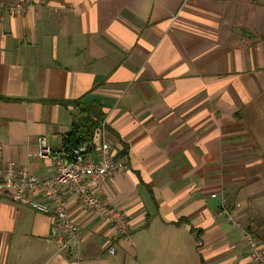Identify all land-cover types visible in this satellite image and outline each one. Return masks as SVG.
Returning a JSON list of instances; mask_svg holds the SVG:
<instances>
[{
  "label": "crops",
  "instance_id": "0c3cea01",
  "mask_svg": "<svg viewBox=\"0 0 264 264\" xmlns=\"http://www.w3.org/2000/svg\"><path fill=\"white\" fill-rule=\"evenodd\" d=\"M7 2L21 8L0 14L2 160L50 176L37 138L63 145L78 102L89 140L126 165L94 192L131 236L110 255L102 218L65 189L84 239L61 250L50 204L0 196V264H254L220 196L264 248V0Z\"/></svg>",
  "mask_w": 264,
  "mask_h": 264
},
{
  "label": "built area",
  "instance_id": "2783aa9c",
  "mask_svg": "<svg viewBox=\"0 0 264 264\" xmlns=\"http://www.w3.org/2000/svg\"><path fill=\"white\" fill-rule=\"evenodd\" d=\"M20 8L21 4L0 3V14ZM99 124L101 130L105 120H100ZM1 146L0 143V196L42 212L47 211V204H50L54 215L50 238L59 249L78 250L84 239L81 226L69 215L63 197L65 189L71 192L82 210L96 213L102 218L107 228L103 247L110 255L115 253L117 240L130 238L131 226L127 214L117 206L106 203L94 192L97 185L126 169L124 163L114 160L108 143L97 139L75 146L53 147L44 136H39L35 155L48 160L52 170L48 177L35 175L27 165H19L12 160L3 161ZM38 196L42 200L37 199ZM216 196V193L211 194V197ZM220 212L233 227L242 230L251 261L264 264V248L248 229L242 227L225 195L220 196Z\"/></svg>",
  "mask_w": 264,
  "mask_h": 264
},
{
  "label": "trees",
  "instance_id": "16d2710c",
  "mask_svg": "<svg viewBox=\"0 0 264 264\" xmlns=\"http://www.w3.org/2000/svg\"><path fill=\"white\" fill-rule=\"evenodd\" d=\"M75 105L80 108L81 122L79 125L74 124L71 130L65 135L63 143L65 146H75L81 142L88 141L97 125L91 119L89 111L86 108L80 107L78 102Z\"/></svg>",
  "mask_w": 264,
  "mask_h": 264
}]
</instances>
